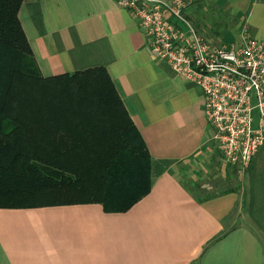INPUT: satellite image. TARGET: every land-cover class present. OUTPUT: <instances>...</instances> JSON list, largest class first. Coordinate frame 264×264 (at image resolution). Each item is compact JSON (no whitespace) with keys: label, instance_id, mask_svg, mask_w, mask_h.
Segmentation results:
<instances>
[{"label":"crops","instance_id":"1","mask_svg":"<svg viewBox=\"0 0 264 264\" xmlns=\"http://www.w3.org/2000/svg\"><path fill=\"white\" fill-rule=\"evenodd\" d=\"M193 1L185 14L211 42L237 46L244 27L264 42V0ZM18 17L43 76L106 69L149 151L152 183L125 211L0 207V264H264V144L244 172L231 167L200 87L150 52L117 0H23Z\"/></svg>","mask_w":264,"mask_h":264},{"label":"trees","instance_id":"2","mask_svg":"<svg viewBox=\"0 0 264 264\" xmlns=\"http://www.w3.org/2000/svg\"><path fill=\"white\" fill-rule=\"evenodd\" d=\"M22 2L0 0V207L129 209L152 183L141 134L103 66L41 74Z\"/></svg>","mask_w":264,"mask_h":264},{"label":"built area","instance_id":"3","mask_svg":"<svg viewBox=\"0 0 264 264\" xmlns=\"http://www.w3.org/2000/svg\"><path fill=\"white\" fill-rule=\"evenodd\" d=\"M117 3L143 28L150 52L200 87L215 147L231 167L244 172L264 144V42L248 27L237 46L211 42L186 16L188 0Z\"/></svg>","mask_w":264,"mask_h":264},{"label":"rangeland","instance_id":"4","mask_svg":"<svg viewBox=\"0 0 264 264\" xmlns=\"http://www.w3.org/2000/svg\"><path fill=\"white\" fill-rule=\"evenodd\" d=\"M194 1L193 0H189V6L193 5ZM196 4V3H195ZM206 15V14H205ZM258 112L256 110L253 111V119H254V125H256V122L258 120ZM216 148V147H215ZM216 151H218V149L216 148ZM219 152V151H218ZM220 155V154H219ZM221 157V156H220Z\"/></svg>","mask_w":264,"mask_h":264}]
</instances>
